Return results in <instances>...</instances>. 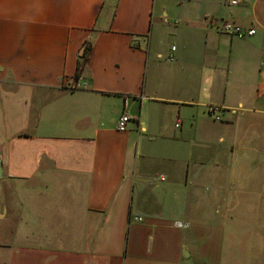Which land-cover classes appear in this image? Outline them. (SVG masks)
Wrapping results in <instances>:
<instances>
[{
	"label": "crops",
	"instance_id": "crops-1",
	"mask_svg": "<svg viewBox=\"0 0 264 264\" xmlns=\"http://www.w3.org/2000/svg\"><path fill=\"white\" fill-rule=\"evenodd\" d=\"M0 264H264V0H0Z\"/></svg>",
	"mask_w": 264,
	"mask_h": 264
},
{
	"label": "built area",
	"instance_id": "built-area-1",
	"mask_svg": "<svg viewBox=\"0 0 264 264\" xmlns=\"http://www.w3.org/2000/svg\"><path fill=\"white\" fill-rule=\"evenodd\" d=\"M242 0H224V4L227 6H238L241 3ZM221 29L232 36H235L237 38H244L245 36H252L255 33L254 29H249V30H243L242 27L235 22H232L228 19H223L221 21ZM175 47L173 46L171 48V53L169 54V60H173V52L175 51ZM217 110V107L215 106H210L208 108V112L210 115H213L215 111ZM215 120H220L218 116H215ZM130 121V116L128 113H123L117 122V128L120 131H126L127 129V124ZM179 122V121H178ZM179 124H176V127H178ZM136 220H142L141 218H135Z\"/></svg>",
	"mask_w": 264,
	"mask_h": 264
},
{
	"label": "rangeland",
	"instance_id": "rangeland-1",
	"mask_svg": "<svg viewBox=\"0 0 264 264\" xmlns=\"http://www.w3.org/2000/svg\"><path fill=\"white\" fill-rule=\"evenodd\" d=\"M2 224H5V223H2ZM6 225V224H5Z\"/></svg>",
	"mask_w": 264,
	"mask_h": 264
}]
</instances>
